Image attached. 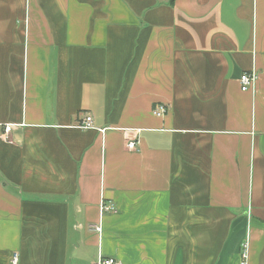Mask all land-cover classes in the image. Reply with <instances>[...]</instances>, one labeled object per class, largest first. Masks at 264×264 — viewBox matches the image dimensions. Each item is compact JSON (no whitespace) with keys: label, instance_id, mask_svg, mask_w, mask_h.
<instances>
[{"label":"crops","instance_id":"0c3cea01","mask_svg":"<svg viewBox=\"0 0 264 264\" xmlns=\"http://www.w3.org/2000/svg\"><path fill=\"white\" fill-rule=\"evenodd\" d=\"M14 255L264 264V0H0V264Z\"/></svg>","mask_w":264,"mask_h":264},{"label":"built area","instance_id":"2783aa9c","mask_svg":"<svg viewBox=\"0 0 264 264\" xmlns=\"http://www.w3.org/2000/svg\"><path fill=\"white\" fill-rule=\"evenodd\" d=\"M257 74L255 72H250V73H244L240 76L239 78V85H240V90L242 92H247L253 89L255 87V84L257 82ZM167 108L164 105H157L153 108L152 113L155 117H163L167 113ZM13 126L12 125H5L3 127V133L5 135L9 134L12 130ZM80 129L83 130H88L92 129V119L90 116H87L84 118L82 121L81 125L79 126ZM99 133H103L104 130H98ZM136 142L135 141H129L127 143V148L134 150L136 147ZM100 210L101 213H114L115 212V207L112 203L105 202L104 200L100 204ZM95 231L97 233H101V226H96ZM243 259H245V246H243ZM17 255L12 256L11 258V264H17ZM96 264H119L118 261L115 258L112 257H107V258H99Z\"/></svg>","mask_w":264,"mask_h":264}]
</instances>
